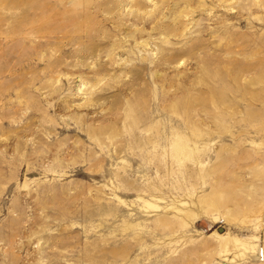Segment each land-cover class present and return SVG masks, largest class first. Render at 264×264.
I'll return each mask as SVG.
<instances>
[{"label": "rangeland", "instance_id": "1", "mask_svg": "<svg viewBox=\"0 0 264 264\" xmlns=\"http://www.w3.org/2000/svg\"><path fill=\"white\" fill-rule=\"evenodd\" d=\"M0 264H264V0H0Z\"/></svg>", "mask_w": 264, "mask_h": 264}]
</instances>
